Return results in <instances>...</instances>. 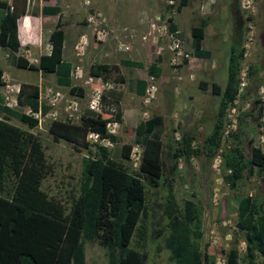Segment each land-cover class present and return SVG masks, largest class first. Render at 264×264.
Masks as SVG:
<instances>
[{
  "label": "trees",
  "instance_id": "1",
  "mask_svg": "<svg viewBox=\"0 0 264 264\" xmlns=\"http://www.w3.org/2000/svg\"><path fill=\"white\" fill-rule=\"evenodd\" d=\"M29 0H0V46L16 53L19 42L16 35V21L26 13ZM186 4L179 0L176 9ZM228 11L234 24L235 35L230 46L226 80L222 87L211 82V92L220 96L215 121L211 131L203 140L200 149L192 147L193 137L180 134L174 145H168L163 152V142L157 133L162 117L152 115L138 122L134 127V143L140 147V159L136 170L125 167L131 144H123L120 156L124 164L110 159L106 147L95 144V152L81 160V178L77 194L71 196L69 204L42 189L43 179L49 174L41 142L31 131L7 121L12 117L28 128L37 126V120L19 110L28 105L37 110V85L20 83L17 97L18 108L2 105L0 97V264H86L84 243L97 239L107 249V264H147V246L158 242L168 252L172 264H215L214 256L206 246L200 248L201 206L192 197L180 203L172 192L171 183L163 177L166 158L188 159L205 150L212 157L221 143L226 109L237 92L238 69L242 58L241 31L243 17L238 1L231 0ZM42 15H56V23L49 32L48 53L40 54L37 63L32 64L20 55H12V64L18 68L53 73L58 85L68 88L70 93L82 95L80 87L71 82V63L62 59L63 29L58 5L40 6ZM26 21H33L28 15L19 17L18 33L21 40L32 29ZM190 27V45L196 58L210 57V51L201 47L204 21ZM171 28H175L171 25ZM160 57L155 56L147 66V73L159 76ZM119 64L141 68L142 64L130 59H120ZM256 64H249L248 78L257 71ZM117 66L103 62L92 63L88 72L103 80L111 79V70ZM1 76V70H0ZM115 82L125 83L122 75L113 77ZM0 80V85H1ZM145 79L137 78L126 82L128 92L143 95ZM257 85V82H256ZM200 86H204L200 83ZM121 93L114 89H103L102 101L118 109ZM254 99L250 107L239 114L236 130L230 133L233 143L220 151V168L224 178L237 188L246 173L256 167L264 177V150L248 145L244 148L241 136L244 132L243 119L260 114V106ZM256 106H259L256 108ZM41 115L48 106L42 105ZM111 114L83 109L77 123L52 120L47 130L53 140L63 139L74 147L88 148L85 141L88 131L116 141V135L105 131V122ZM114 118L119 119L118 110ZM153 191V194H151ZM154 198L155 207L149 202ZM236 228L243 233L244 251L239 256L235 246L221 253L222 264H264L256 261L257 255L264 256V199L256 195L235 193ZM157 199V200H156Z\"/></svg>",
  "mask_w": 264,
  "mask_h": 264
},
{
  "label": "rangeland",
  "instance_id": "2",
  "mask_svg": "<svg viewBox=\"0 0 264 264\" xmlns=\"http://www.w3.org/2000/svg\"><path fill=\"white\" fill-rule=\"evenodd\" d=\"M5 1L10 2V0ZM49 1H56L61 4L62 12L59 19L63 22H69L67 27H63L64 35L66 34L69 41V45L65 48V58L73 62V69L76 66L80 69L81 77L71 75V78L72 83L82 89V95L77 92L70 93L68 88L59 85L56 87L53 84V73L42 75L37 71L18 68L12 64V55H20L27 62L35 63L34 59L40 53L48 50L47 29L39 25L38 29H35L39 30V44L37 47L29 49L20 47L16 53H11L8 49L0 46V80L2 83L0 85V97L3 95L6 82L39 84L41 88L38 87L41 92L46 93L45 89H50L63 94V99L56 107L57 120L77 123L79 117L75 119L73 113L78 112H74L72 109L74 106L67 108V101H64V99L75 101L76 107L80 111L86 109L91 89L96 84L95 82L91 84H84L83 82L89 75V65L98 62L114 64L117 69L111 70V79L106 81L112 85L111 89L118 90L121 93L118 109L115 107L114 112H108V109H106L108 103L105 102L103 104L106 108L100 109V111L110 113V118H114V113L117 110L120 113V118L116 119L118 121V129L115 134L116 141L112 142V146L106 148L110 159L120 165L124 164L120 156L121 146L123 144L137 145L133 140L134 127L138 122L152 115L162 117V125L157 129V133L164 145L163 152L166 151L168 145H174L182 132L193 137L192 147L198 149L202 147L203 140L211 131L212 124L215 121L216 109L220 99L218 94L211 92L210 84L214 82L222 87L225 83L227 58L230 46L233 44L232 38L235 35L231 14L229 13V15L228 10L225 8V3L228 0H213V4L202 12L198 9L201 0H187L186 5L179 9L180 11L176 7L167 8L164 0H157V6L154 8L153 5L149 9L141 7L143 4L141 0H95L96 3L93 5L91 0ZM229 1L231 2V0ZM237 1L238 9L243 17L241 48L248 22H250L253 31L252 45L247 56L240 59L241 63H254L258 66L252 79H248L242 95V97L244 96L243 100L246 99L252 103L254 99H258L260 85L264 87V0H255L256 13L253 15H247L239 6L240 0ZM43 3L44 0H29L26 5L27 13L39 14V8ZM130 12L136 14L135 20L139 23V28L133 27L131 23L122 22L125 21L126 17L124 16H128L125 14H131ZM90 13L99 15V20L103 18V21L88 22L86 17ZM166 15H169V18L172 19L171 25L179 30L181 38L180 52L188 54L187 57L182 56L181 62L177 65L171 63L174 53L167 49L166 39H159L157 43L141 39L148 28L149 19L154 17L163 18ZM202 17H207L206 23L210 25L209 28L208 26L206 29L204 28L205 37L202 41L204 49L211 51L210 57L206 59L194 57L190 45L189 29L191 26L198 24ZM121 18L123 19L121 20ZM37 19L38 21H45L40 14ZM46 21H55V18L52 17ZM174 21H183L182 29L177 27ZM226 21L231 23L228 25ZM213 24L217 26L219 31L216 38L217 47L211 46L212 40L209 31L211 30L213 33L211 27ZM94 26L109 30L104 40H98L95 37ZM124 26L128 29L126 32L122 31ZM110 29L113 32H110ZM78 34L86 35L87 45L82 53L77 56L74 54V43L77 41ZM118 39H121L128 46V50L118 48ZM160 46L162 48L160 53L157 54L156 51ZM155 56H159L161 60L158 63L160 66L159 76L154 77L151 82L154 86L153 95L146 100L144 95L139 96L128 92L126 82L137 78H147V66ZM120 59H131L141 63L142 67L137 68L119 64ZM117 74L123 76L125 83L115 82L113 77H116ZM102 81L105 80L102 79ZM200 83H203L204 86L201 87ZM256 105L260 106H256V108H260L259 111L264 109V103L259 102ZM19 110L23 111V108L21 107ZM69 113L73 114V118L68 119ZM2 118L3 115L0 113V119ZM252 119L254 118L245 117L243 119V123H247L243 124L244 132L241 136L244 148H247L248 145H255L253 140L254 122H257V118ZM7 121L37 135L49 165V174L43 179L41 187L49 194L55 195L69 204L71 196L77 194L81 178V160L83 157L90 156L89 149L95 152L96 147L90 145L88 148H79L63 139L53 140L47 130L50 122L47 117L41 118L40 124L33 128H28L24 123L12 117L7 118ZM174 133L178 138L175 137ZM229 136L230 133L222 135L220 146L212 157H209L204 149L196 156L188 159L178 158L175 161L173 158H166L163 155L165 164L163 177L171 183L176 201L180 203L181 200L192 197L201 206L202 236L199 245L200 248L206 246L207 250L213 254L215 264H222L223 259L220 252L224 253L232 246L237 248L240 257L244 251L243 233L235 226V193L256 195L264 199V177L261 172L257 171L256 167L253 168L251 173L245 174L237 188L232 187L224 178L225 172L219 165L220 151L227 149L233 143ZM125 167L131 170L137 169L128 162ZM150 192L153 194V191L150 190ZM149 202L152 207H155L156 204H154L155 201L152 195L149 196ZM145 249L147 250V264H172L168 260V252L162 247L161 242L157 241V243L147 246ZM84 253L86 264H107V249L97 239L88 240L84 243ZM255 260L264 263V256L257 255ZM238 264H246V262L239 261Z\"/></svg>",
  "mask_w": 264,
  "mask_h": 264
},
{
  "label": "built area",
  "instance_id": "3",
  "mask_svg": "<svg viewBox=\"0 0 264 264\" xmlns=\"http://www.w3.org/2000/svg\"><path fill=\"white\" fill-rule=\"evenodd\" d=\"M165 6L169 9L176 7L178 0H164ZM240 8L247 13V15H253L255 14V0H240L239 3ZM99 15L96 14H88L86 17V20L90 23H94V21H103V18L99 20ZM148 21V28L146 32L141 36V39L144 41H152V43H157L159 39H166L167 41V49L174 53L173 57L171 58V63L177 65L181 62L182 56L187 57V53H181L180 52V46H181V38L179 34V30L177 28H171V21L172 19L169 18V15H166L165 17H154L152 19H149ZM160 21V22H157ZM94 35L98 40H104L109 32L106 28L103 27H93ZM128 29L127 27H122V31L126 32ZM110 32H113V30L110 29ZM244 39L242 42V58L247 56L248 50L252 45L253 40V31L252 26L250 22L246 24V29L244 32ZM118 42V48L121 50H128V46L124 44V42L121 39L117 40ZM87 45V37L85 34H80L78 37V40L74 44V50L77 55H80L82 51L86 48ZM161 46L156 51L157 54L160 53ZM248 63L244 64L243 62L239 63V69H238V82H237V92L235 95V98L233 99L232 103L229 105V107L226 109V121L224 119L223 122V129H222V135H228L229 133H232L236 130L237 127V121L238 116L241 112L246 111L250 107V101L244 99L243 100V93L248 83ZM71 74L74 77H81L80 69L79 67H75ZM154 76L147 73V78H145V89H144V97L146 100L153 95L154 93V86L152 85ZM84 84H91L92 82H95L96 84L92 87L90 97L87 101L86 108L89 110H92L94 112H98L102 108L108 109V112L112 113L115 111V106L113 104H108L106 107H104L101 93L103 89H110L112 88V85L108 83L107 81H102L99 77H94L92 75H87V77L84 79ZM20 89V83H9L6 82L4 84V91L3 95L1 97L2 105L8 107V108H18L19 105L17 103V97L19 94ZM44 93L41 92V89L38 88L37 91V110L33 111L30 109L28 105H24L23 111L27 115L35 118L37 120V125L40 124V120L43 117H47L52 120H57V111L56 107L60 103V101L63 99V94L59 91H51L50 89H47ZM46 99V100H45ZM260 103H264V87L260 85L259 87V95L257 99ZM64 101H67L66 107L70 108L71 106H74L72 109L75 119L79 117V115L82 113L77 107L76 102L71 99H64ZM46 105L48 106V110L41 115V106ZM20 108V107H19ZM72 114V115H73ZM71 113L68 114V119L73 118ZM255 129H254V136L253 140L255 142L256 147H259V149L264 150V109L260 111V114L257 117V122H254ZM105 131L108 134H116V130L118 129V121L114 118H109L105 122ZM175 137H177L176 133H174ZM85 141L89 143L90 145H100L103 147L108 148L109 146H112V142L107 137H101L97 132L94 131H88L85 136ZM140 159V147L138 145L132 146L129 150L128 154V163L136 168L138 166Z\"/></svg>",
  "mask_w": 264,
  "mask_h": 264
},
{
  "label": "crops",
  "instance_id": "4",
  "mask_svg": "<svg viewBox=\"0 0 264 264\" xmlns=\"http://www.w3.org/2000/svg\"><path fill=\"white\" fill-rule=\"evenodd\" d=\"M49 0H44V3L43 4H46V5H58L59 7H60V13L62 12L61 11V9H62V7H61V4H59V3H57L56 1H53V2H48ZM139 1V0H138ZM212 1V2H211ZM227 1V0H226ZM225 1V2H226ZM141 2L143 3L142 5H141V7L143 8V9H149L150 7H152L153 5H154V8L157 6V0H154V1H150V0H141ZM230 1L228 0V2H226L225 3V8L228 10V7H229V3ZM94 3H96L95 2V0H91V4L93 5ZM186 3H187V0H186ZM211 4H213V0H201L200 2H199V6H198V9H199V11L200 12H202L203 10H206V9H208L210 6H211ZM186 5V4H185ZM184 5V6H185ZM101 9V8H100ZM142 9V10H143ZM103 10V9H102ZM104 11V10H103ZM180 11V10H179ZM178 11V12H179ZM228 12V14H229V11H227ZM131 14H125V15H128V16H124V17H126L125 18V21H122V22H124V23H131L132 24V26L133 27H137V28H139L140 27V25H139V23H137L136 22V20H135V18H136V14H134L133 12H130ZM39 14H40V16H41V18L43 19V20H45V21H38V19L37 18H39ZM39 14H28L27 13V10H26V13L25 14H23V15H20L19 17H21V16H24V15H28L29 16V18H31L33 21H26V24H27V26L28 27H30L31 29H32V31L30 32V33H28V34H26V35H24L23 36V40H21V38L19 37V33H18V19H19V17L17 18V21H16V35H17V39H18V42H19V48L20 47H22V48H26V49H29V48H35V47H37V45L39 44V42H38V36H39V30L37 31V30H35V29H38L37 27H39V25L41 26V27H45L46 29H47V35H46V37H48V34H49V32L53 29V27H54V25H55V23H56V19H57V17H58V14H56V15H54V16H52V15H42L41 13H40V8H39ZM222 15V14H221ZM230 15V14H229ZM52 17H54L55 18V21H46V20H48V19H51ZM206 18L207 17H202L201 19H200V21H199V23H201L202 21L201 20H203L204 21V26H203V37H202V40H201V47L202 48H204L203 46H202V41H203V39H204V37H205V31H204V28L206 29L207 28V26H208V28H209V24L208 23H206ZM123 18H121V20H122ZM61 23H62V25H61V28L63 29V27H67V25L69 24V22L68 21H65V22H63V21H60ZM221 22H224V21H221ZM227 23L226 24H228L229 25V23H231L230 21H226ZM198 23V24H199ZM73 24H75V23H73ZM174 24L177 26V27H179L180 29H182L181 27H182V25H183V21L181 22V21H174ZM198 24H196V25H198ZM75 25H77V24H75ZM196 25H194V26H196ZM72 26V25H71ZM212 28H213V33H212V31L210 30L209 31V34H210V39L212 40V43H211V46H214V47H217L218 46V43H217V41H216V38L218 37V35H219V31H218V28H217V26H215L214 24L211 26ZM230 27V26H229ZM209 30V29H208ZM189 31H190V29H189ZM67 33V32H66ZM207 33V32H206ZM79 35L80 34H78V37H79ZM234 38V37H233ZM232 38V39H233ZM76 40H78V38L76 39ZM76 42V41H75ZM47 44H48V41H47ZM75 44V43H74ZM69 45V41H68V38H67V36H66V34L64 35V31H63V42H62V59L63 60H66V61H69L70 63H71V72L73 71V62L71 61V60H69V59H66L65 58V48L67 47ZM48 46H49V44H48ZM49 49V48H48ZM207 50H209V49H207ZM63 51H64V55H63ZM210 51V50H209ZM44 53H48V50L46 51V52H43V53H40V54H44ZM210 53H211V51H210ZM39 54V55H40ZM75 55H77L76 53H74ZM39 55L37 56V58H35L34 59V62L35 63H37V59H38V57H39ZM78 56V55H77ZM131 60V59H130ZM35 63H32V64H35ZM77 67V66H76ZM38 73H40L39 71H37ZM71 72H70V75H72L71 74ZM41 74V73H40ZM42 75H46V74H42ZM53 76V84L56 86V87H58L57 85V83H56V81H55V75H52ZM50 81V80H49ZM71 81H72V78H71ZM72 83V82H71ZM73 84V83H72ZM74 85V84H73ZM41 88V86L38 84L37 85V90H38V88L39 87ZM60 87H65V86H61V85H59ZM77 87H79V86H77ZM45 88V87H44ZM65 88H67V87H65ZM45 90H47V89H45ZM135 95H137V94H135ZM139 96H142V95H139Z\"/></svg>",
  "mask_w": 264,
  "mask_h": 264
}]
</instances>
